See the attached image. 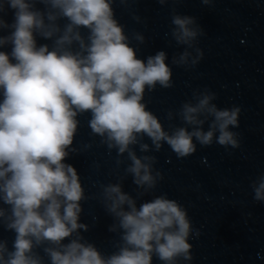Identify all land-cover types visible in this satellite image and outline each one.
Masks as SVG:
<instances>
[{
    "label": "clouds",
    "instance_id": "1",
    "mask_svg": "<svg viewBox=\"0 0 264 264\" xmlns=\"http://www.w3.org/2000/svg\"><path fill=\"white\" fill-rule=\"evenodd\" d=\"M114 2L0 0V31L8 30L0 35V49H11L0 50V225L15 234L11 249L0 239V264H45V257L49 264L192 259L187 209L166 194L138 205L122 182L104 185L101 192L114 220L109 231L119 233L116 250L105 255L81 235L89 229L80 219L88 197L76 168L66 163L77 151L78 116L90 113L92 134L118 157L127 153L125 172L145 194L162 176L153 172L154 156L135 151L137 145L141 152L150 151L144 137L157 151L167 143L178 157L193 154L196 142L210 146L215 139L221 146H239L237 133L229 128L239 126L240 108H219L215 93L207 90L181 105V126L165 129L144 98L157 85L172 87L168 55L160 50L141 58L116 18ZM9 9L11 23L4 19ZM171 22L178 45L192 48L203 34L192 27L195 17L174 14ZM37 37L51 43L38 44ZM134 38L145 39L139 33ZM195 51L193 65L203 56L199 48ZM190 55L185 50L172 63L186 65ZM254 193L255 200L264 202V175Z\"/></svg>",
    "mask_w": 264,
    "mask_h": 264
}]
</instances>
